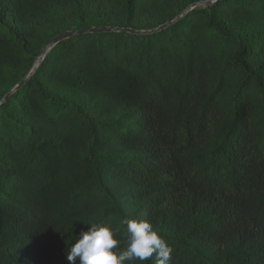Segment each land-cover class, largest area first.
Masks as SVG:
<instances>
[{
	"label": "trees",
	"instance_id": "trees-1",
	"mask_svg": "<svg viewBox=\"0 0 264 264\" xmlns=\"http://www.w3.org/2000/svg\"><path fill=\"white\" fill-rule=\"evenodd\" d=\"M196 1L0 0V98L60 33ZM125 217L171 264H264V0L64 39L0 104V264H70L89 223L123 251Z\"/></svg>",
	"mask_w": 264,
	"mask_h": 264
},
{
	"label": "clouds",
	"instance_id": "clouds-1",
	"mask_svg": "<svg viewBox=\"0 0 264 264\" xmlns=\"http://www.w3.org/2000/svg\"><path fill=\"white\" fill-rule=\"evenodd\" d=\"M66 253L70 264H124L139 261L144 264L155 256L156 264H171L172 248L153 228L151 222L125 217L121 221L126 249L116 251L120 241L108 225L89 223Z\"/></svg>",
	"mask_w": 264,
	"mask_h": 264
},
{
	"label": "water",
	"instance_id": "water-1",
	"mask_svg": "<svg viewBox=\"0 0 264 264\" xmlns=\"http://www.w3.org/2000/svg\"><path fill=\"white\" fill-rule=\"evenodd\" d=\"M219 0H200L191 3L188 5L180 14L175 16L172 20L167 21L161 25H158L151 29H144V30H138V29H132L127 27H120V26H101V27H86L81 29H75V30H68L64 33H60L56 35L54 38H52L43 48L41 53L38 56L37 62L34 64V66L30 69V71L16 84L14 85L5 95H3L0 98V104H2L4 101H6L16 90H18L33 74L38 64L42 61L45 54L58 42L71 38L80 34L84 33H101V32H127V33H135V34H149L156 31H159L163 28H165L170 23L176 21L180 17H182L185 13H187L189 10L197 7V6H205L210 5L218 2Z\"/></svg>",
	"mask_w": 264,
	"mask_h": 264
}]
</instances>
